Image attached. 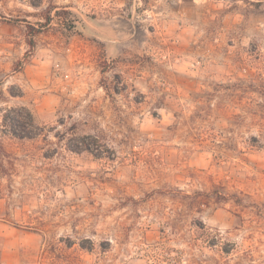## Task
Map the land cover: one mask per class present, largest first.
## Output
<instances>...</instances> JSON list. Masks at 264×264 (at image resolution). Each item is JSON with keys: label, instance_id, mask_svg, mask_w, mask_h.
<instances>
[{"label": "rangeland", "instance_id": "rangeland-1", "mask_svg": "<svg viewBox=\"0 0 264 264\" xmlns=\"http://www.w3.org/2000/svg\"><path fill=\"white\" fill-rule=\"evenodd\" d=\"M0 11V264H264V0Z\"/></svg>", "mask_w": 264, "mask_h": 264}, {"label": "trees", "instance_id": "trees-1", "mask_svg": "<svg viewBox=\"0 0 264 264\" xmlns=\"http://www.w3.org/2000/svg\"><path fill=\"white\" fill-rule=\"evenodd\" d=\"M1 14V11H0ZM69 12L65 10H56L53 16L48 15L46 17V22L50 23L52 21H57L60 24H67L72 27L75 26V20L68 16ZM66 26V25H65ZM30 43H33L31 40ZM5 122L9 127V131L18 137L22 138H33L35 137L34 133H32V128L34 124V116L28 111L27 114H23L18 110H8L5 114Z\"/></svg>", "mask_w": 264, "mask_h": 264}]
</instances>
